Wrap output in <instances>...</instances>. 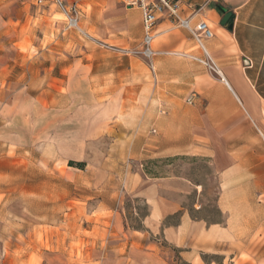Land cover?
<instances>
[{
  "label": "rangeland",
  "instance_id": "1",
  "mask_svg": "<svg viewBox=\"0 0 264 264\" xmlns=\"http://www.w3.org/2000/svg\"><path fill=\"white\" fill-rule=\"evenodd\" d=\"M63 2L76 8L80 28L52 0H0V213L8 214L0 228L8 225L11 242L46 252L54 239L73 264H84L92 247L103 264H117L114 248L145 230L151 209L141 195L152 185L178 208L165 224L177 225L183 213L222 223L210 159L163 149L162 103L139 54L142 40L87 31L92 7ZM249 226V248L234 264H264V220ZM11 255L0 251V262ZM51 259L64 264L60 252ZM42 262L31 254L30 264Z\"/></svg>",
  "mask_w": 264,
  "mask_h": 264
},
{
  "label": "crops",
  "instance_id": "2",
  "mask_svg": "<svg viewBox=\"0 0 264 264\" xmlns=\"http://www.w3.org/2000/svg\"><path fill=\"white\" fill-rule=\"evenodd\" d=\"M180 2L181 16L190 18L191 27L207 22L212 29L213 37L204 45L222 76L192 58L204 59L205 55L187 29L160 20L152 89L162 103L159 114L164 117L158 124L165 132L167 154L210 159L223 222L207 225L183 213L177 225L165 224L178 208L160 197L159 185H152L141 195L151 209L145 230L132 231L126 243L114 248L122 264H177L174 258L185 264H234L235 253L249 248L248 239L254 232L249 221L264 220V0ZM80 3L83 8L92 7L83 24L87 31L96 28L102 38L112 32L114 40L123 43L142 40L140 9L128 8L121 0ZM226 14H231V20L223 25ZM169 26L175 29L168 32ZM117 32L125 36L117 38ZM7 215L0 213V220L7 221ZM1 226L0 251L12 255L0 264H30L31 254L42 257L41 264H57L51 259L57 252L63 254L64 264H73L69 249L56 246L54 239L52 250L46 252L35 243L11 242L10 228ZM158 235L166 246L150 238ZM16 252L21 255L17 257ZM99 252L95 247L84 249L82 263L103 264L94 256Z\"/></svg>",
  "mask_w": 264,
  "mask_h": 264
},
{
  "label": "built area",
  "instance_id": "3",
  "mask_svg": "<svg viewBox=\"0 0 264 264\" xmlns=\"http://www.w3.org/2000/svg\"><path fill=\"white\" fill-rule=\"evenodd\" d=\"M54 4L61 9L64 15L69 19L71 27L72 24L78 23L71 17V13L74 10L77 13L75 7H68L64 4L63 0H52ZM121 2L128 8H138L142 11L143 16V38L141 42V54L146 60L150 62L152 70H155L153 59L159 54L155 51L154 43L156 41L158 31V23L160 20H168L173 25L187 29L197 46L203 51L204 59H198L192 57L194 60L202 63L210 73L222 76L218 65L213 61L212 57L205 48L204 41L213 37V31L207 22H201L195 27H191L190 18H183L181 16V2L180 0H121ZM188 103H192V99H188ZM153 133H156L153 130Z\"/></svg>",
  "mask_w": 264,
  "mask_h": 264
},
{
  "label": "water",
  "instance_id": "4",
  "mask_svg": "<svg viewBox=\"0 0 264 264\" xmlns=\"http://www.w3.org/2000/svg\"><path fill=\"white\" fill-rule=\"evenodd\" d=\"M231 20V14H226L222 20L223 25H228ZM230 28H232V25H230Z\"/></svg>",
  "mask_w": 264,
  "mask_h": 264
},
{
  "label": "bare ground",
  "instance_id": "5",
  "mask_svg": "<svg viewBox=\"0 0 264 264\" xmlns=\"http://www.w3.org/2000/svg\"><path fill=\"white\" fill-rule=\"evenodd\" d=\"M74 26H76V27L80 28V26H79V24H78V23H77V25H76V24H74Z\"/></svg>",
  "mask_w": 264,
  "mask_h": 264
},
{
  "label": "trees",
  "instance_id": "6",
  "mask_svg": "<svg viewBox=\"0 0 264 264\" xmlns=\"http://www.w3.org/2000/svg\"><path fill=\"white\" fill-rule=\"evenodd\" d=\"M80 165H82V164H80Z\"/></svg>",
  "mask_w": 264,
  "mask_h": 264
}]
</instances>
